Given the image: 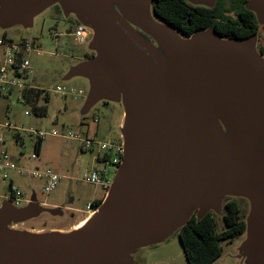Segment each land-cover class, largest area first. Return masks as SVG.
I'll use <instances>...</instances> for the list:
<instances>
[{"label": "water", "instance_id": "obj_1", "mask_svg": "<svg viewBox=\"0 0 264 264\" xmlns=\"http://www.w3.org/2000/svg\"><path fill=\"white\" fill-rule=\"evenodd\" d=\"M52 4L93 31L95 55L67 78L92 81L87 110L123 100L124 156L99 211L78 231L16 230L42 213L40 204L0 207V264H136L140 249L168 241L193 216L221 215L226 198L249 201L244 256L264 263L258 37L227 40L209 29L183 38L149 17V0H0V27L31 26ZM246 8L264 26V0Z\"/></svg>", "mask_w": 264, "mask_h": 264}, {"label": "rangeland", "instance_id": "obj_2", "mask_svg": "<svg viewBox=\"0 0 264 264\" xmlns=\"http://www.w3.org/2000/svg\"><path fill=\"white\" fill-rule=\"evenodd\" d=\"M58 7L57 4L46 7L33 17L31 26L0 27V41L6 37L14 44L35 42L37 50L28 54L32 74L25 82L39 87L50 96L49 102L44 98L39 102V106H47L48 110L46 116L39 117L34 113L32 105L17 101V92L10 97L0 94V151H8L18 165L24 159L31 168L51 170L65 177L49 194L42 192L43 181L40 179L22 177L18 180L30 192L33 200L40 204L42 213L14 226V229L37 234L70 232V226L85 214L87 206L105 194L101 187L83 181L85 171L93 166L102 167L94 160L96 152L85 150L81 141L64 138L63 135L73 133L81 139L112 142L121 136L119 122L122 121L121 128L124 126L122 99L100 100L87 110L92 81L83 76L67 78L72 68L86 60V54L92 57L95 53L91 49L92 38L83 45L75 42L70 35V25L76 18L73 15L66 17L63 12L59 14ZM148 14L151 19L160 23L154 16L150 0ZM258 45L264 48L263 28L258 37L257 47ZM5 51L6 48L0 45L1 64L5 60ZM59 86L84 90L85 96L77 100L64 98L55 92ZM31 130L58 132L60 135L48 136L43 141L41 156L36 160L31 158L35 144ZM18 134L22 139L20 142L16 139ZM30 187L34 188V192ZM7 192V186L0 175V195H7ZM236 199L247 221L250 203L246 198ZM7 202L6 198L1 199L0 207ZM39 202L48 205L44 206ZM218 223L219 230H224L221 215H218ZM247 238L248 234L245 233L231 244L223 242L222 256L212 264H264L250 254L244 256ZM133 260L136 264H190L178 235H173L160 245L140 249Z\"/></svg>", "mask_w": 264, "mask_h": 264}, {"label": "trees", "instance_id": "obj_3", "mask_svg": "<svg viewBox=\"0 0 264 264\" xmlns=\"http://www.w3.org/2000/svg\"><path fill=\"white\" fill-rule=\"evenodd\" d=\"M247 2L248 0H216L214 7L209 8L194 6L187 0H151L155 17L172 26L183 38H191L197 33L212 29L227 40L259 37L261 28L264 29V26L259 24L256 14L246 8ZM78 24L75 19L70 33H73ZM146 37L151 40L149 36ZM257 50L264 55L263 47L258 45ZM89 58L91 56L86 55L85 59ZM24 97L27 104L30 100L35 102L32 107L37 116L47 115V106L38 107L37 104L43 98L49 102L48 93L34 89L30 91L28 97ZM42 143L41 141L36 143L35 150L38 154L41 152ZM102 203V200L93 201L97 207H101ZM221 220L224 224L222 231L219 230L218 215L214 212H210L201 220L193 216L175 234L178 235L190 264H212L222 256L223 242L231 244L246 233V218L242 215L238 199L224 200Z\"/></svg>", "mask_w": 264, "mask_h": 264}, {"label": "built area", "instance_id": "obj_4", "mask_svg": "<svg viewBox=\"0 0 264 264\" xmlns=\"http://www.w3.org/2000/svg\"><path fill=\"white\" fill-rule=\"evenodd\" d=\"M72 36L80 45L85 44L93 37V31L79 23ZM0 45L6 48L4 63L0 65V94L10 97L16 90L30 89L26 79L32 74L31 63L28 59V54L37 50L33 42L23 41L20 44H14L7 40H1ZM58 95L64 98H72L74 100L85 96L84 90L76 88H67L64 86L57 87L55 91ZM17 101L25 102L24 96L18 95ZM28 114V113H27ZM97 123L98 120L96 119ZM30 133L37 140L44 141L48 136H60L58 132L48 133L42 130H31ZM63 137L81 141L84 149L93 150L96 152V160L102 163L101 168L93 167L85 171L83 181L101 187L105 192L106 198L113 183V176L116 175L124 156L123 140L120 142H105L98 139L85 138L77 134L69 133ZM31 158L36 160L39 158L37 153H34ZM15 173L21 177L40 179L43 181L42 192L49 194L54 191L58 184L64 179L51 170L40 171L39 169H26L18 167L9 152L6 150L0 151V175L3 183L9 185V191L6 198L16 208H22L28 204L23 191L11 181L10 174ZM115 177V176H114ZM100 207L95 206L93 202L87 206L86 213L88 219L99 211Z\"/></svg>", "mask_w": 264, "mask_h": 264}, {"label": "crops", "instance_id": "obj_5", "mask_svg": "<svg viewBox=\"0 0 264 264\" xmlns=\"http://www.w3.org/2000/svg\"><path fill=\"white\" fill-rule=\"evenodd\" d=\"M70 35H72V32L70 33ZM73 37V36H72ZM3 40H7V39H3ZM7 41H9V42H11L10 40H7ZM33 44L36 46V44H35V42H33ZM6 52V51H5ZM87 55V54H86ZM4 58H5V53H4ZM0 65H1V63H0ZM28 79H29V77H28ZM29 85H30V89H26V90H16V92L18 93V95H22V96H29V93H30V91H32V90H34V89H36V90H38V89H40L39 87H37V86H34V85H32L31 83H29ZM42 90V89H41ZM16 92H14V94L16 93ZM1 95H3V94H1ZM3 96H5V95H3ZM24 99H25V97H24ZM27 101H26V99H25V103H26ZM35 102H33V100H30V103L29 104H31V105H35L34 104ZM37 106L38 107H40L39 106V103L37 104ZM121 126H122V121H120L119 122V125H118V128L119 129H121ZM10 128H11V126H10ZM33 136V135H32ZM34 138H35V136H33ZM65 138V137H64ZM16 139H17V142H20L22 139H21V136L18 134L17 135V137H16ZM99 140V139H98ZM120 140H122V138H121V136H118L117 138H116V140H114V141H112V142H119ZM37 142H40V140H37L36 138H35V144H34V153H37L38 154V152H36V150H35V146H36V143ZM41 142H43V141H41ZM42 145H43V143H42ZM86 150V149H85ZM87 151H91V152H95V151H93V150H87ZM41 152H42V148H41ZM41 152H40V154H38L39 156H41ZM12 157V156H11ZM12 160L14 161V163H15V160H14V158L12 157ZM94 160L95 161H97L96 160V156L94 157ZM98 163H100V165L102 166V163L101 162H99V161H97ZM16 164V163H15ZM18 167H20V168H26V169H34V168H31V166L30 165H28V163H27V161H25L24 159H23V161H21L20 162V164L18 165V164H16ZM94 167V166H93ZM92 167V168H93ZM10 177H11V181L15 184V185H17L22 191H23V194H24V196L26 197V199H27V202L28 203H30V202H32V201H34L33 200V198H32V196H30V192H28L27 191V189H25V187H24V185H22L21 183L19 184L18 183V180H19V178H22L21 176H18L17 174H15V173H11L10 174ZM64 177V176H63ZM26 178V177H25ZM65 178V177H64ZM32 179V178H31ZM33 180H37V179H33ZM64 180V179H63ZM7 186V190L9 191V185H6ZM43 187V186H42ZM30 189H31V191L32 192H34V188L32 187H30ZM7 194H8V192H7ZM2 197H6V195H1ZM104 197H105V194H104V196L102 197V198H99V199H96V200H103L104 199ZM1 199H3V198H0V200ZM39 203H41L42 205H44V206H47L48 204H46L45 202H39ZM88 217V215H87V213L85 212V214L83 215V216H80V218L74 223V224H72V226H70V229H72V230H74V229H76V227H79V226H81L83 223H85L86 221H88L89 219L87 218ZM68 230H69V228H68Z\"/></svg>", "mask_w": 264, "mask_h": 264}, {"label": "flooded vegetation", "instance_id": "obj_6", "mask_svg": "<svg viewBox=\"0 0 264 264\" xmlns=\"http://www.w3.org/2000/svg\"><path fill=\"white\" fill-rule=\"evenodd\" d=\"M57 12L59 13V14H61L62 13V10H61V8L59 7L58 9H57ZM73 22H75V20H73ZM73 25V23L70 25V28H71V26ZM135 27V26H134ZM139 32H141L137 27H135ZM144 36H146L145 34H143Z\"/></svg>", "mask_w": 264, "mask_h": 264}, {"label": "bare ground", "instance_id": "obj_7", "mask_svg": "<svg viewBox=\"0 0 264 264\" xmlns=\"http://www.w3.org/2000/svg\"><path fill=\"white\" fill-rule=\"evenodd\" d=\"M86 223H87V221L85 223H83L81 226L76 227L75 231L82 229L86 225Z\"/></svg>", "mask_w": 264, "mask_h": 264}]
</instances>
